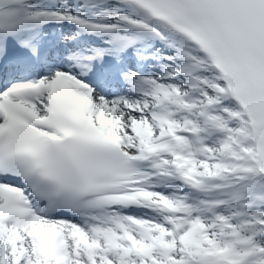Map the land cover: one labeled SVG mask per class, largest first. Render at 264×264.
Instances as JSON below:
<instances>
[{
  "label": "snow or ice",
  "instance_id": "obj_1",
  "mask_svg": "<svg viewBox=\"0 0 264 264\" xmlns=\"http://www.w3.org/2000/svg\"><path fill=\"white\" fill-rule=\"evenodd\" d=\"M0 264H264V0H0Z\"/></svg>",
  "mask_w": 264,
  "mask_h": 264
}]
</instances>
